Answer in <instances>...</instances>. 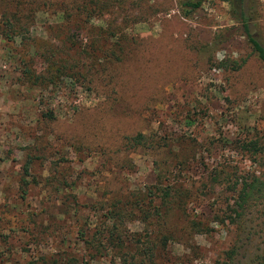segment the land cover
I'll list each match as a JSON object with an SVG mask.
<instances>
[{
  "label": "rangeland",
  "instance_id": "rangeland-1",
  "mask_svg": "<svg viewBox=\"0 0 264 264\" xmlns=\"http://www.w3.org/2000/svg\"><path fill=\"white\" fill-rule=\"evenodd\" d=\"M179 1L0 0V264H262L264 0Z\"/></svg>",
  "mask_w": 264,
  "mask_h": 264
},
{
  "label": "trees",
  "instance_id": "trees-1",
  "mask_svg": "<svg viewBox=\"0 0 264 264\" xmlns=\"http://www.w3.org/2000/svg\"><path fill=\"white\" fill-rule=\"evenodd\" d=\"M203 1L204 0H180L179 5L180 7L185 8L186 14H191L201 6ZM222 1L230 4L233 10L237 12L240 22H242L244 24V27L247 28V22L249 21V17H247V14L244 11V6H243L244 0H222ZM62 14H64V12ZM247 39L249 41V44L251 45L252 51L256 54L257 58L261 61V63L264 66V47L253 36L249 35L248 33H247ZM61 69L64 68L61 67ZM59 71H60V67H57L53 71L55 73V77L57 76ZM25 77L27 78L28 82L30 81L33 85L39 82L38 77L34 75V72L31 71L30 69H25ZM140 138L141 135H137L132 140L139 143L141 140ZM29 169H30V161L28 159L24 162L22 167L23 176L20 180L21 188L26 187L28 183L26 178L30 176ZM246 189H243V196L241 197L242 204L246 203L247 199L250 197V194H252L253 192L252 187H247ZM240 207H242V205H240ZM263 262L264 261H262V264ZM222 264H228V263L223 262Z\"/></svg>",
  "mask_w": 264,
  "mask_h": 264
}]
</instances>
